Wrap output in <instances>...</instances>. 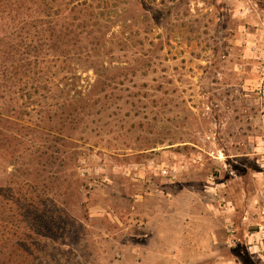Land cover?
I'll return each mask as SVG.
<instances>
[{
    "label": "rangeland",
    "instance_id": "obj_1",
    "mask_svg": "<svg viewBox=\"0 0 264 264\" xmlns=\"http://www.w3.org/2000/svg\"><path fill=\"white\" fill-rule=\"evenodd\" d=\"M160 1L117 28L108 98L75 123L57 63L10 55L9 32L42 44L12 22L41 0H0V253L43 207L61 264H264V0Z\"/></svg>",
    "mask_w": 264,
    "mask_h": 264
},
{
    "label": "trees",
    "instance_id": "obj_2",
    "mask_svg": "<svg viewBox=\"0 0 264 264\" xmlns=\"http://www.w3.org/2000/svg\"><path fill=\"white\" fill-rule=\"evenodd\" d=\"M155 2L157 0H41L45 9L40 15L37 13L24 17L17 14L12 22L16 23L15 26L26 25L30 21L33 24L40 23L42 28L36 34L42 39V44L27 46L14 43L20 36L9 32V38L12 39V44H9L10 55L18 62L28 61L32 55L37 59L42 58L45 64L57 63L62 76L59 86L63 90L68 87L72 90L80 89L74 103L70 104L73 105L71 108H67L70 106L67 103L61 105L60 119L64 117L62 120L65 122L69 117L77 123L82 120L79 118L80 111L102 105L104 97L108 98L106 91L114 79L110 78L114 70V59L119 60L122 56L118 55L116 47L122 51L124 42L128 41H124V33L117 28H122L124 24L128 26L129 23L136 26L139 16L135 13V7L146 3L153 6ZM160 3L164 5L166 0ZM147 12L142 17L150 21ZM154 25L157 28L161 26L159 23ZM80 70L93 71L97 76V81L87 87L88 91L82 86L76 87V82L69 83L73 79L67 75L72 74L79 79ZM17 77L16 81L22 82V86L26 76L21 75L20 79ZM119 84L113 89H118ZM69 110L70 114L67 115ZM56 132L60 138L64 137L60 127ZM43 211V207L35 209L31 226L22 227L23 231L17 232V236L5 243L10 244L12 251L9 254L0 253V264H61L52 252L57 249L53 245L58 240L54 238L55 231L52 229V226L58 224L55 210L49 213V220L45 222L39 220ZM47 245L52 247L46 250Z\"/></svg>",
    "mask_w": 264,
    "mask_h": 264
},
{
    "label": "crops",
    "instance_id": "obj_3",
    "mask_svg": "<svg viewBox=\"0 0 264 264\" xmlns=\"http://www.w3.org/2000/svg\"><path fill=\"white\" fill-rule=\"evenodd\" d=\"M255 10V9H254ZM257 12H256V18H264V9H261V10H256ZM252 13V12H251ZM254 15V16H255ZM263 26H264V24H263ZM255 31L258 33V32H264L263 31V29H262V25L261 26H259V27H257V28H255ZM257 234H260V233H257Z\"/></svg>",
    "mask_w": 264,
    "mask_h": 264
},
{
    "label": "built area",
    "instance_id": "obj_4",
    "mask_svg": "<svg viewBox=\"0 0 264 264\" xmlns=\"http://www.w3.org/2000/svg\"><path fill=\"white\" fill-rule=\"evenodd\" d=\"M262 237L264 238V234H262Z\"/></svg>",
    "mask_w": 264,
    "mask_h": 264
}]
</instances>
